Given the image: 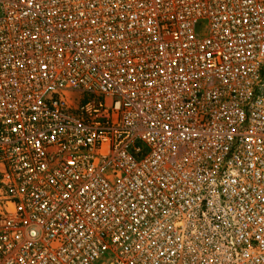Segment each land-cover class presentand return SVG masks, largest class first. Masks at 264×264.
<instances>
[{"label": "built area", "instance_id": "1", "mask_svg": "<svg viewBox=\"0 0 264 264\" xmlns=\"http://www.w3.org/2000/svg\"><path fill=\"white\" fill-rule=\"evenodd\" d=\"M0 264H264V0H0Z\"/></svg>", "mask_w": 264, "mask_h": 264}]
</instances>
